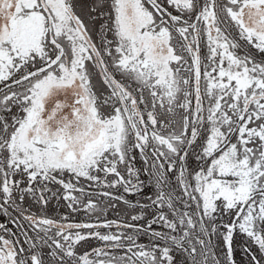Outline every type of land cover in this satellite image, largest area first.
<instances>
[{"label":"snow or ice","instance_id":"obj_1","mask_svg":"<svg viewBox=\"0 0 264 264\" xmlns=\"http://www.w3.org/2000/svg\"><path fill=\"white\" fill-rule=\"evenodd\" d=\"M0 264H264V0H0Z\"/></svg>","mask_w":264,"mask_h":264}]
</instances>
